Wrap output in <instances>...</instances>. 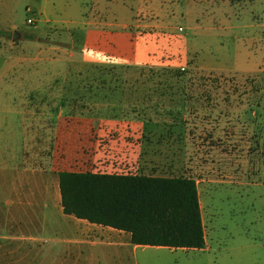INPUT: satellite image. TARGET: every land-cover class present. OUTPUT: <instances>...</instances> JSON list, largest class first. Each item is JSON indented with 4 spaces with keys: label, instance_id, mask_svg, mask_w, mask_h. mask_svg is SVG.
I'll return each mask as SVG.
<instances>
[{
    "label": "rangeland",
    "instance_id": "rangeland-1",
    "mask_svg": "<svg viewBox=\"0 0 264 264\" xmlns=\"http://www.w3.org/2000/svg\"><path fill=\"white\" fill-rule=\"evenodd\" d=\"M35 2H16L12 17L19 37L11 38L13 30L0 39V118L7 101H20L4 98V85L11 96L29 92L22 101L35 105L40 123L46 111L53 112V124L58 110L70 116H114L120 108L105 102L144 97L150 90L159 92L163 105L175 99L178 107L166 106L165 119L186 125L161 135L174 137L186 164L194 166L190 175L197 182L205 248L145 246L135 255L122 249L127 264H264V141L256 144L253 131L254 94L264 92V67L253 66L254 56L264 53V0H133L126 2L122 18L118 14L115 28L99 29L106 31L105 38L94 33L101 27L97 22L66 29L61 20L39 12ZM118 5L98 2L96 14H115ZM27 17L34 22L27 23ZM123 21L128 24L122 26ZM9 76L19 79L7 83ZM134 77L143 79L123 82ZM134 86L143 89L132 93ZM211 104L213 126L222 127L216 133L208 126ZM21 118L11 113V127L0 124V188L16 173L12 164L25 150ZM242 119L243 151L227 143ZM261 134L264 138L263 128ZM43 140L41 129L38 143ZM57 212L50 208L53 220L61 222ZM108 241L103 236L93 250L103 264H117V250Z\"/></svg>",
    "mask_w": 264,
    "mask_h": 264
},
{
    "label": "crops",
    "instance_id": "crops-1",
    "mask_svg": "<svg viewBox=\"0 0 264 264\" xmlns=\"http://www.w3.org/2000/svg\"><path fill=\"white\" fill-rule=\"evenodd\" d=\"M17 1L0 0L1 30L12 32L16 28L12 15ZM132 1L36 0L35 7L39 12L43 11L48 18L61 20L66 29L97 22L101 27L98 26V30L94 33L100 36L106 31L99 29L116 27L113 24L118 14L122 18L126 13V2ZM98 2L104 7H109L116 2L120 5L116 6L117 8L114 7L115 14L105 12L101 16L96 14ZM126 24L128 22L123 21L121 25ZM103 35L101 37L105 38ZM4 37V35L0 36V39ZM103 38L98 41L95 38L94 41L102 42ZM12 43L8 42L6 46L12 47L9 46ZM253 62L254 67H264V53L260 52L254 56ZM261 67L259 70L262 69ZM113 78L119 82V76ZM16 79L19 77L9 76L6 82L10 83ZM129 79L123 82L134 83L137 80L139 82L143 77ZM8 88L10 89V86L4 85L2 96L7 99L17 97L20 101L5 103L2 109L4 115L0 118V124L9 128L12 123L9 122L11 113L22 116L18 126L25 136V152L23 151L20 162L12 164L16 173L12 175L7 185L0 188V264H103L100 256L93 250L97 244L99 245L103 236L117 250L114 256L118 260L117 264H127L129 259L124 250L127 251L129 248L130 254L135 255L139 247L145 246L131 243L129 232L90 223L72 215L70 216L73 220L69 219L68 215L62 212L59 193L53 192L54 189L56 191L58 189L59 192L58 173L61 171H90L107 174L183 176L194 179L190 175L194 171V166L191 162L186 164L180 145L174 141V137H171L172 141L161 135V131L165 129L171 132L179 130L181 126L186 129V125L165 119L163 112L165 107L174 105L178 107V103H175L173 99L163 105L164 100L158 97V91L146 90L143 93L144 97L136 99L125 97L121 102H105L104 104L110 108H120L114 116H70L58 110L54 114L56 123L53 124L51 122L53 112L46 111L43 114L44 122L40 123L35 105H31L29 101H22L29 92L22 91L11 96ZM114 89L125 91L128 87L117 86ZM136 89L143 88L137 86L129 88V90H134L132 93H136L138 91ZM255 95L253 131L254 141L260 146L264 141L261 134L262 128L264 130V92H258ZM183 104L186 103L181 102L180 105ZM211 106L212 104L209 109L208 126L216 133L222 127L213 126L214 113ZM242 112H244L243 108ZM219 121L224 122L223 118ZM234 128L236 129L235 135H231L234 139L227 140V143L235 142L237 148L240 147L243 151L245 146L244 120L240 122L236 120ZM41 129H43L44 140L38 143V131ZM5 147L10 148L8 144ZM12 147L13 158H15L17 150L14 146ZM241 157L243 159V156ZM5 164L6 161L3 160V165ZM214 170L215 168L211 167V171ZM153 172H162L164 175H155ZM51 207L57 208L58 212L61 211L63 217L61 222L53 220L50 215ZM89 234L93 237L90 238ZM206 243L205 236V245Z\"/></svg>",
    "mask_w": 264,
    "mask_h": 264
},
{
    "label": "trees",
    "instance_id": "trees-1",
    "mask_svg": "<svg viewBox=\"0 0 264 264\" xmlns=\"http://www.w3.org/2000/svg\"><path fill=\"white\" fill-rule=\"evenodd\" d=\"M8 34L0 29V35ZM25 38L31 39L30 34ZM62 212L129 232L135 245L205 246L196 182L183 176L61 171Z\"/></svg>",
    "mask_w": 264,
    "mask_h": 264
},
{
    "label": "water",
    "instance_id": "water-1",
    "mask_svg": "<svg viewBox=\"0 0 264 264\" xmlns=\"http://www.w3.org/2000/svg\"><path fill=\"white\" fill-rule=\"evenodd\" d=\"M19 37V32L17 30H14L12 32L11 38L14 40Z\"/></svg>",
    "mask_w": 264,
    "mask_h": 264
},
{
    "label": "built area",
    "instance_id": "built-area-1",
    "mask_svg": "<svg viewBox=\"0 0 264 264\" xmlns=\"http://www.w3.org/2000/svg\"><path fill=\"white\" fill-rule=\"evenodd\" d=\"M28 9H29V8H28ZM26 21H27V23H32V22H34V19H32V18H30V17H27Z\"/></svg>",
    "mask_w": 264,
    "mask_h": 264
}]
</instances>
